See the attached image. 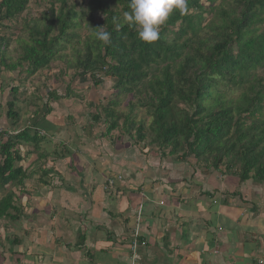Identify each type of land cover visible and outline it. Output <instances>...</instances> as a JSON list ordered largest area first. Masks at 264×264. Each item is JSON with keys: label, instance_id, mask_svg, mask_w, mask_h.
<instances>
[{"label": "trees", "instance_id": "1", "mask_svg": "<svg viewBox=\"0 0 264 264\" xmlns=\"http://www.w3.org/2000/svg\"><path fill=\"white\" fill-rule=\"evenodd\" d=\"M217 1L189 0V12L174 10L159 39L148 43L139 38L137 26L123 20L130 0H48L38 16L29 11L21 16L29 0H0V28L2 20L21 18L14 39L0 34V67L28 77L59 61L95 85L110 77L117 95L130 98L126 113L111 99L101 107L105 118L93 115L106 126L105 134L121 128L143 148L155 146L160 158L187 164L191 179L214 170L240 182H264V0ZM100 29L111 33L109 44L95 38ZM20 94L18 86L9 88L3 114L10 129L0 130V221L12 223L23 212L21 194L36 192L24 189L28 166L21 164L19 146L32 144L38 152L31 165L44 156L38 144L48 139L33 123L21 124L23 113L35 119L41 96L21 100ZM58 97L56 91L48 94L45 118L48 102ZM131 98L148 120L131 116L136 107ZM22 105L36 108L31 114ZM43 175L41 185L45 169ZM8 186L19 188L20 196ZM5 234L4 240H17Z\"/></svg>", "mask_w": 264, "mask_h": 264}, {"label": "crops", "instance_id": "2", "mask_svg": "<svg viewBox=\"0 0 264 264\" xmlns=\"http://www.w3.org/2000/svg\"><path fill=\"white\" fill-rule=\"evenodd\" d=\"M64 147L58 158L72 150L70 145ZM80 149L76 147L75 153H84ZM58 161L52 160L48 173L54 172L53 167L59 171L58 164L62 168V159ZM84 164L88 162L84 160ZM93 164L89 180H81V173L69 168L73 175L64 177L58 198L50 197L47 181L41 185L35 180V186L42 188L41 207L38 203L34 206L41 211L42 223L23 222V217L32 214L25 216L30 201L22 204L21 197L24 216L22 212L18 222L0 224V264L264 263V182H240L236 175L217 171L195 173L193 182L191 170L182 173L179 163L169 159L166 164L157 163L155 175H161L162 180L153 179L151 183L141 171L129 173L124 165L109 162L106 170L121 171L127 178L124 190L130 191L126 197H115L114 191H103L104 168L97 171ZM144 172L151 173L148 167ZM83 176L87 178L85 172ZM37 187L29 190L37 191ZM59 198L60 203H56ZM34 210L38 213V208ZM37 213L32 216L36 218ZM136 227L134 252L138 258L133 260L130 245ZM5 232L11 238L16 235L17 240H4ZM96 253L110 259L102 260Z\"/></svg>", "mask_w": 264, "mask_h": 264}, {"label": "rangeland", "instance_id": "3", "mask_svg": "<svg viewBox=\"0 0 264 264\" xmlns=\"http://www.w3.org/2000/svg\"><path fill=\"white\" fill-rule=\"evenodd\" d=\"M47 1L48 0H41L38 2L37 0H29L28 10L22 13L21 16L27 14V11H29L32 16H38L43 8L47 6V3H45ZM74 1L81 3L87 0ZM1 24L5 26L0 28V34L9 36V39L11 40L18 34L17 29L20 27L21 18L17 17L11 21L2 20ZM13 46L14 44L11 43L9 49H12ZM63 64V62L59 61L53 62L48 69L38 71L34 75L28 77L24 72L20 73L19 69L10 72L3 70V68L0 67V102L2 103L0 106V130L5 128L8 130L10 129L9 125H7L4 120L3 113L6 110L5 100H7L8 90L11 86H18L19 92L23 93L22 95H17L21 100L23 96L26 98L32 96L36 97L37 95L41 96V99L37 100L40 105V112L34 116L35 119H28L29 113H23L22 115V125L28 126L33 123L38 129H40L41 135L45 134L48 136L47 141H42L38 144L39 147L42 146L43 153H45L44 156L39 161H34L31 165L30 160L36 158L38 152L33 151L34 146L32 144L19 146L20 153L24 157L23 159H26L24 166L26 167L30 165L27 167V180L25 179L23 182L24 189L31 192L29 188L32 189L33 187H37L34 184L35 180L39 183L40 175H43V169H45L47 175H50V177L45 178L48 182V185L45 186L48 188L47 190H50L51 198H58L61 195L60 192L62 193L63 191L62 184H64V177L68 179L69 175H73L70 173L69 168L78 170L81 173V180L83 178L89 180L93 175V172H91L93 167L90 166L93 161L95 162L93 165L97 168V171H99L98 169L100 168H104L103 172L101 171L105 177L103 191L108 193V191L112 190L115 193V197H119L122 194L126 197L130 191L128 189L124 190V181L127 178H125V175L121 171L118 173H112V171L110 172L106 170V164H109V162L124 165L123 167L128 168L129 173H132V170L141 171V175L146 177V180H148L147 182H151V180L157 178L160 180L161 175H155L156 171L154 170L157 168L156 165L159 161H163V163L166 164L169 160L168 157L160 158V153L155 146H145L143 148V143L131 141L127 135L122 133L121 128L105 134L106 126L100 120L95 121V119H93L94 114H97L100 119L105 118L104 111L101 107L105 106L111 99H116L119 102L118 105L115 106L117 111L126 113L128 111L127 103L130 97L126 95H117V91L113 87L114 81L110 77H103L102 82L95 85L91 82L89 76L84 77L85 80H81V78L74 76L73 69H65ZM102 76L103 75H101V77ZM51 91H56L59 97L48 102V106L51 110L49 112L50 115H46L47 120L43 116V113L46 111L45 104L48 94ZM37 102L35 104H37ZM131 102L136 105L131 116L136 119L143 118L148 120L144 108L139 107L138 101L135 98H131ZM35 108L36 107L33 105V107L31 106L27 109L22 105V109H26L31 114L35 111ZM53 114L54 117L56 116L55 118H52ZM54 119L56 120L54 121ZM121 122L122 119L120 118L119 123ZM34 129H31V131ZM52 133H55V135ZM69 145L72 147V150L69 151L70 153H64L63 158H58L60 157L59 152L62 153L61 150H65L64 146L70 148ZM76 147L78 149L81 148L80 150L84 151V153H75ZM148 149L152 150L149 154L145 152ZM54 151L57 152V155L54 154ZM153 152H155L156 155ZM59 159H62V163H64V165L67 164V167L63 165L61 168V164H58L59 171L53 167L52 169L54 172L48 173L52 167V160H57V162L60 163V161H58ZM84 160H86L88 164H84ZM68 162L70 163L69 167ZM179 165L181 166V169H183L181 171L182 173H188L189 170L192 169H190L187 164ZM144 167H148L150 170L151 173H149V175L144 172ZM84 172L87 178L83 176ZM147 172L149 171L147 170ZM162 178H165V176ZM171 178L175 177H166V179ZM71 179L74 180L76 178L72 177ZM109 181H111V185L109 184ZM251 183H255V181H251ZM8 188H11V186H8ZM37 188L38 190L36 193L31 196L25 195L24 193L21 194V197H23L22 204L30 201L29 205L25 207V210L29 213L25 214L23 212V216L24 214L25 216L27 214L34 215V213H37L34 209L38 208V213L35 214L36 218L32 215H27L28 218L23 217V222L33 223L34 221L35 223H42L41 211L39 210V207H34L36 203L39 205L42 201L41 185ZM11 189L15 192L17 197L20 196L21 191L19 188L12 187ZM81 190H83V192H81L82 195H85L84 193H86V191L84 189ZM58 191L59 193L56 194ZM88 191L90 192V190ZM2 195L3 192L0 191V198ZM61 198H59L56 203H60ZM47 200L48 199H45V201ZM31 202L32 204H30ZM2 221H4V219L0 221V224L3 223ZM5 221L10 222L8 218H6ZM98 222L99 224H102L101 220ZM12 229L14 230V228ZM2 233L3 232L0 231V236ZM0 242L2 243V240H0ZM107 256L108 255L104 253H96V257H100L102 260H106L107 258L110 259ZM139 264L144 263L139 262Z\"/></svg>", "mask_w": 264, "mask_h": 264}, {"label": "clouds", "instance_id": "4", "mask_svg": "<svg viewBox=\"0 0 264 264\" xmlns=\"http://www.w3.org/2000/svg\"><path fill=\"white\" fill-rule=\"evenodd\" d=\"M188 5L189 0H130V11L123 13V20L130 26H137L140 39L152 43L159 39L160 27L172 12L177 10L181 15L187 14ZM95 38L107 45L111 42V33L100 29Z\"/></svg>", "mask_w": 264, "mask_h": 264}, {"label": "built area", "instance_id": "5", "mask_svg": "<svg viewBox=\"0 0 264 264\" xmlns=\"http://www.w3.org/2000/svg\"><path fill=\"white\" fill-rule=\"evenodd\" d=\"M109 184L111 185V181H109ZM137 239H138V229L136 227L135 231L133 233L132 242H131V245H130V249H131V251H133V254H132V259L133 260L138 258L137 255L134 254L135 253L134 250H135V248L137 246ZM258 264H264V263L262 261H259Z\"/></svg>", "mask_w": 264, "mask_h": 264}]
</instances>
